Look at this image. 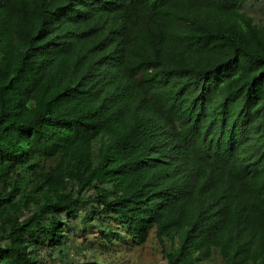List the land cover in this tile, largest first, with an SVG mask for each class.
<instances>
[{
  "label": "trees",
  "instance_id": "1",
  "mask_svg": "<svg viewBox=\"0 0 264 264\" xmlns=\"http://www.w3.org/2000/svg\"><path fill=\"white\" fill-rule=\"evenodd\" d=\"M256 5L0 0V264H75L78 219L166 264H264Z\"/></svg>",
  "mask_w": 264,
  "mask_h": 264
},
{
  "label": "rangeland",
  "instance_id": "2",
  "mask_svg": "<svg viewBox=\"0 0 264 264\" xmlns=\"http://www.w3.org/2000/svg\"><path fill=\"white\" fill-rule=\"evenodd\" d=\"M249 11L252 12L256 20L264 18V9L258 5L253 9H249ZM34 160L35 166L29 167L26 171L31 176L36 167H47L54 162L52 159L35 158ZM16 171H18V168ZM21 174L22 171L18 172L17 175L21 176ZM115 226L116 224H113V227ZM100 229L96 219L90 225L81 223L80 219L77 220L65 244V250L75 264L78 262L83 264H166L159 243L152 231L149 232L144 243H138L130 236H126V238H119V240L110 244L105 240ZM121 233L122 235L125 234L124 231H121ZM42 257L47 262L50 260L51 264H54V262L60 264L55 255L52 256L54 262L51 261L52 258L45 255L44 251ZM202 264H222V261L218 253L214 251L210 259Z\"/></svg>",
  "mask_w": 264,
  "mask_h": 264
}]
</instances>
